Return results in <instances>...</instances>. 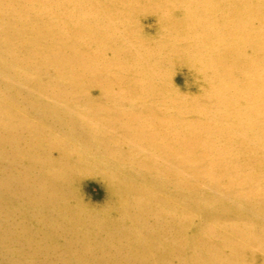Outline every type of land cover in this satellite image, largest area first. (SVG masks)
I'll use <instances>...</instances> for the list:
<instances>
[{
	"label": "bare ground",
	"instance_id": "6f19581e",
	"mask_svg": "<svg viewBox=\"0 0 264 264\" xmlns=\"http://www.w3.org/2000/svg\"><path fill=\"white\" fill-rule=\"evenodd\" d=\"M0 264H264V0H0Z\"/></svg>",
	"mask_w": 264,
	"mask_h": 264
},
{
	"label": "rangeland",
	"instance_id": "374dc122",
	"mask_svg": "<svg viewBox=\"0 0 264 264\" xmlns=\"http://www.w3.org/2000/svg\"><path fill=\"white\" fill-rule=\"evenodd\" d=\"M87 191L94 198H96L98 196V194H99L98 193V188L95 185L88 186Z\"/></svg>",
	"mask_w": 264,
	"mask_h": 264
}]
</instances>
